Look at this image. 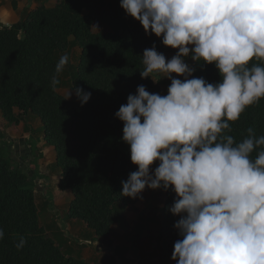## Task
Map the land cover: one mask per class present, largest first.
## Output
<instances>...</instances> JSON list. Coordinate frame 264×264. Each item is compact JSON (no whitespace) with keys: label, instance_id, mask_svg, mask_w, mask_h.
Segmentation results:
<instances>
[{"label":"clouds","instance_id":"obj_1","mask_svg":"<svg viewBox=\"0 0 264 264\" xmlns=\"http://www.w3.org/2000/svg\"><path fill=\"white\" fill-rule=\"evenodd\" d=\"M120 7L178 50L166 60L155 45L146 48L141 78L169 79L167 95L139 85L115 113L137 166L121 181L122 196L142 198L146 188L175 193L176 264H264V135L251 127L241 141L228 134L229 121L264 98V65H250L264 60V0H120ZM189 58L201 68L214 64L220 81L194 77ZM68 63L67 54L59 58L53 90ZM75 93L82 106L91 97Z\"/></svg>","mask_w":264,"mask_h":264},{"label":"trees","instance_id":"obj_2","mask_svg":"<svg viewBox=\"0 0 264 264\" xmlns=\"http://www.w3.org/2000/svg\"><path fill=\"white\" fill-rule=\"evenodd\" d=\"M96 24L107 31H95ZM153 45L160 53L167 47L162 38L147 35L139 21L126 15L120 0H62L54 7H39L18 24L0 28L3 120L13 128L28 115L40 120L44 140L57 154L58 187L73 195L68 218L85 225V232H89L86 237L92 232L96 239L108 240L110 245L114 226L126 223V210L138 200L121 194V181H126L137 166L130 160L129 145L122 142L123 122L115 113L139 85L150 93L165 95L164 84L152 80L154 74L144 79L140 75L144 69L143 51ZM75 47L80 56L75 66L67 64L71 70L68 81L75 96L76 88L91 92L83 106L77 96L71 100L59 92L66 72L59 75L55 90L51 86L59 58ZM251 64L264 65V60L254 58ZM193 67L194 77H203L209 83L221 79L214 64L201 68L193 62ZM229 123L228 134L236 141L247 136L249 127L257 138L264 135V98ZM1 136L0 132V143ZM4 150L0 144V229L4 231L0 264H98L64 253L51 237L58 228L54 230L45 223L47 230L40 223L35 187L28 174L15 168L11 154L7 151V156L2 155ZM256 154L254 151L253 157ZM164 192L161 248L148 256L159 258L160 264H171L174 243L180 238L174 228L179 216L169 211L175 193ZM65 236L69 245L83 243L82 238L68 234H62V240ZM21 239L25 244L17 250ZM73 246L67 249L71 251ZM119 252L120 248L116 249L115 256Z\"/></svg>","mask_w":264,"mask_h":264},{"label":"crops","instance_id":"obj_3","mask_svg":"<svg viewBox=\"0 0 264 264\" xmlns=\"http://www.w3.org/2000/svg\"><path fill=\"white\" fill-rule=\"evenodd\" d=\"M60 1L62 0H0V28L18 24L28 13L35 11L41 6L54 7ZM16 113L21 114L19 110H16ZM0 130L2 131L1 147L11 154L14 160V167L28 174L30 184L35 187L37 199H42L40 195H46L50 198L47 191L50 190L49 193L52 195L50 199L53 200V206L57 205L68 209L73 195L70 192L56 189L60 181V170L56 165L57 154L52 148L47 146L43 131H41L40 120L36 116L28 115L25 121L22 120L18 124L17 128L9 126L3 120ZM34 148L37 151L38 159L31 156V151ZM52 187H54V193L51 191ZM151 193L154 194V191L152 190ZM142 195L141 193L140 196L142 197ZM61 199L62 202H60ZM147 199L149 203H154L155 201L154 198L149 200L147 197ZM133 206H136V208L138 206L145 207L146 204L142 202L141 198H138L135 204L128 207L126 213L129 215L134 213ZM126 213L125 218L128 221ZM139 213H142V211ZM137 220L141 221L140 214ZM132 224V227L129 226L131 224L128 222L124 225L116 224L114 226L111 235L112 245H110L108 240L96 239L92 232L89 237H85V230L88 231V229L84 224L74 219H62V234L82 238L80 239L83 242L81 245L73 246L74 243H70L74 247L71 252L75 254L73 255L74 257L82 256L92 263L160 264L159 258L153 259L148 256L155 250V245L146 249L152 243L151 235L145 232L150 226L141 222L140 224L138 222ZM51 225L54 228L57 227L53 219L49 223V226ZM138 231L141 235H138ZM87 233L89 234V232ZM132 237L136 238L133 239ZM138 243H142L145 247H139ZM118 248H120L119 255L115 256V250ZM171 264H176V262L171 260Z\"/></svg>","mask_w":264,"mask_h":264},{"label":"rangeland","instance_id":"obj_4","mask_svg":"<svg viewBox=\"0 0 264 264\" xmlns=\"http://www.w3.org/2000/svg\"><path fill=\"white\" fill-rule=\"evenodd\" d=\"M95 27H96V28H94L95 31H101V30L107 31V29H103V27L100 26L99 24L96 25ZM177 51H178L177 49H172L170 47H166V49L162 53L165 55L166 60H167V59H171L176 54ZM65 54H67L69 56V63L68 64L71 66H75V64L78 62V58L80 56L79 49L75 47L72 49L70 54H68V53H65ZM187 62L193 65V62L190 60V58L188 59ZM64 72H66V76L62 75V77H61V88H60L59 92L62 95H64L65 97H67L68 92L70 90L71 96L69 99L76 100L77 98H76L73 90L71 89V85L68 81V78L70 76L69 74L71 72V70H69V68H68V65L65 66ZM173 76L175 78L183 79V77H177L176 74H173ZM154 77H155V80H159L158 82H161L164 84V93H165V95H167V89H168L171 81L169 79L162 78L161 75H158L155 73H154ZM0 122L3 123V119H2L1 115H0ZM2 123H0V125ZM32 124H34V122H32ZM41 131H42V129H41ZM0 132H2V131L0 130ZM6 152L7 151L4 150L2 155L7 156L8 152L7 153ZM31 156L34 157L35 159H38L37 151L35 150V148L31 151ZM156 166H158V163L154 164L152 166L153 169ZM55 183H56V181H55ZM53 188L54 187H52V189H51L52 193L55 192ZM56 189L60 190L58 185H57ZM47 191H48L49 197L51 198L52 195L49 193L50 190H47ZM153 191H154V194L151 193L152 192L151 189L146 188L142 192L143 195H142L141 199H142V202H144L146 204V206L145 207L138 206V208H136V206H133L134 213H132L131 215L126 213L127 218H128V221H126V223L128 222L129 224H131V225H129L130 227L133 226L132 223H137V222L139 224H140V222L148 224L150 227L147 228V230L145 232L151 235L150 238H151L152 243L149 244L146 249L150 248L152 245H155V249L157 248V250H160V248H161L160 238L162 237V236H160V234H161V230H160L161 229V207L164 206L166 194L162 189H157V190H153ZM40 197L42 199H37V204H38L39 212H40L39 216H40L41 225H43L45 227V229L48 230L49 226H46L45 223L49 224L50 222H52V219H54L55 226H57L58 229L55 230V228H54L55 231L51 234V237H53L55 240L58 241V244L62 247V249L64 250V253L68 254V256L72 255L71 251L67 249L68 247H70V245L68 244V237L65 236L64 240H62V219L68 218V209H64V208H62V206H57V205L53 206V200L48 198L46 195H44V196L40 195ZM147 197L149 198V200L154 198V200H155L154 203H149ZM145 199H147V200H145ZM60 202H62V199L60 200ZM141 211H142V213H139ZM139 214H140V218L142 217L141 221L137 220ZM90 232H91V230H90ZM138 235H141L139 233V231H138ZM85 237H86V235H85ZM132 238L135 239L136 237H132ZM73 240H75L76 242L78 241L75 238H73ZM138 246L139 247L140 246L145 247L142 243H138Z\"/></svg>","mask_w":264,"mask_h":264}]
</instances>
